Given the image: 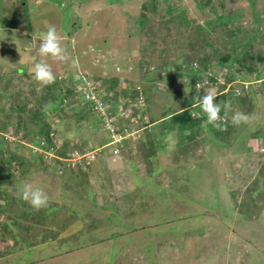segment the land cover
<instances>
[{
    "label": "rangeland",
    "instance_id": "rangeland-1",
    "mask_svg": "<svg viewBox=\"0 0 264 264\" xmlns=\"http://www.w3.org/2000/svg\"><path fill=\"white\" fill-rule=\"evenodd\" d=\"M49 25L69 60L47 58L43 86ZM260 56L264 0H0V264H264ZM212 87L223 130L197 113ZM29 182L47 208L20 198Z\"/></svg>",
    "mask_w": 264,
    "mask_h": 264
},
{
    "label": "clouds",
    "instance_id": "clouds-1",
    "mask_svg": "<svg viewBox=\"0 0 264 264\" xmlns=\"http://www.w3.org/2000/svg\"><path fill=\"white\" fill-rule=\"evenodd\" d=\"M38 52L41 59L35 63L33 75L35 80L43 85L48 86L55 82L56 75L51 65L47 62V58L51 57L55 61L66 62L69 60L67 49L62 46V36L57 31L55 25H49L46 32L41 36ZM218 92L215 87L207 89L198 99L196 105L207 116V121L203 125L207 127L211 124L217 129L222 128L223 117L220 115L222 107L217 102ZM231 122L234 126L239 127L249 122V116L243 112L237 111L233 114ZM18 195L24 201L28 202L36 211L47 208L49 204V195L44 188L34 185L33 183H25L20 189Z\"/></svg>",
    "mask_w": 264,
    "mask_h": 264
},
{
    "label": "trees",
    "instance_id": "trees-1",
    "mask_svg": "<svg viewBox=\"0 0 264 264\" xmlns=\"http://www.w3.org/2000/svg\"><path fill=\"white\" fill-rule=\"evenodd\" d=\"M207 3V2H206ZM209 5V4H208ZM218 17H217V21L219 20V22L221 23V25H225L226 24V21H224L223 20V16L222 15H217ZM234 52V53H233ZM235 52H237L236 51V48H233L232 49V53L233 54H235ZM233 54H229V55H227L225 58H231L232 60H234V61H236V60H238L237 59V57H235L234 59L232 58V56H233ZM259 60V62H261L263 65H264V56H260L259 58H258ZM185 66H186V64H185ZM195 69V67H192V70H194ZM192 70H190L191 72H192ZM19 71V70H18ZM245 75L244 76H242L246 81H251L250 79H251V74H252V71L250 70V69H248V68H246L245 69ZM256 77L257 78H255L254 77V79L256 80V79H261L262 78V76H261V71H258L257 70V72H256ZM92 80H96V79H93L92 78ZM252 82V81H251ZM262 85V84H261ZM260 85V86H261ZM6 93H8V94H10L11 92H9V91H6ZM0 110H2L3 111V108H0ZM39 112V111H38ZM38 112H37V114H38ZM166 113V112H165ZM197 113L198 114H200L201 116H200V119H205V114L203 115V114H201L202 112H201V110H198L197 111ZM33 115H35V117L36 118H38L37 116H36V114H33ZM170 117L173 119V121L175 122V124H179V126L182 128V129H184V128H186V127H190L192 124L194 125L195 124V120L192 118V114H191V112H190V110H189V108H184V109H179V110H176V111H174L173 113L171 112L170 114ZM167 113L165 114V115H163V117H167V116H169ZM156 121V120H155ZM154 120H151L150 122L151 123H153V122H155ZM6 123V122H5ZM7 124V123H6ZM5 128L3 127L2 128V126H0V148H3V144L1 143V142H3V140H1V135H3V130H4ZM40 134L42 135V136H39V137H36V138H33L32 140H31V142H30V150L31 149H33L32 147H34V145H42V147H44V148H46V149H50V147H51V142H52V140H51V136H50V131H49V127H45V129H44V131L42 132H40ZM6 140V139H5ZM7 141V140H6ZM5 141V142H6ZM9 142V141H8ZM9 144V143H8ZM92 145H93V147L94 148H97V147H99L98 146V144H93L92 143ZM31 151H33V150H31ZM36 153V152H35ZM31 154H33L34 155V152H31ZM28 155H30V154H28ZM13 162H14V159L11 157V155L8 153L7 155H5V160H3V162H1V163H3L4 165H5V170H10V169H12V167H13ZM15 163L17 164V168H19V165H21L23 162L20 160V161H16L15 160ZM19 164V165H18ZM0 165H2V164H0ZM56 167H61L60 165H56ZM14 169H16V167L14 168ZM1 173H3V172H1ZM23 173H25V171L23 172ZM3 176L2 177H4V178H7V175L5 174V173H3L2 174ZM60 177V176H59ZM61 178V177H60ZM21 179V178H20ZM61 180H63L64 181V179H61Z\"/></svg>",
    "mask_w": 264,
    "mask_h": 264
}]
</instances>
